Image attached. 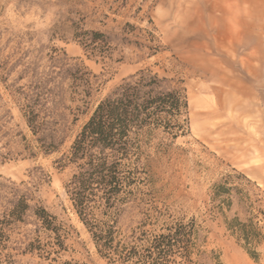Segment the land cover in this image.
Listing matches in <instances>:
<instances>
[{
    "label": "rangeland",
    "instance_id": "1",
    "mask_svg": "<svg viewBox=\"0 0 264 264\" xmlns=\"http://www.w3.org/2000/svg\"><path fill=\"white\" fill-rule=\"evenodd\" d=\"M142 71L181 91L188 114L185 132L145 146L153 181L123 236L194 219L193 264H264V0H0V264H113L67 195L68 156L98 104ZM20 199L29 209L13 221ZM39 208L68 232L63 248ZM235 218L255 242L228 230Z\"/></svg>",
    "mask_w": 264,
    "mask_h": 264
},
{
    "label": "trees",
    "instance_id": "2",
    "mask_svg": "<svg viewBox=\"0 0 264 264\" xmlns=\"http://www.w3.org/2000/svg\"><path fill=\"white\" fill-rule=\"evenodd\" d=\"M161 83L158 76L142 71L117 86L98 104L68 156L75 172L66 186L67 195L98 253L113 264H173L177 258L193 264L191 256L199 238L194 219L168 225L150 236L146 231L137 236L133 229L126 237L119 227L128 209L139 207L142 187L153 181L152 160L145 146L159 130L173 137L185 132L180 121L185 117L187 122V99L179 90H164ZM28 123L32 126L33 119ZM215 188L217 197L232 191L225 183ZM223 203L230 206L231 200ZM28 209L26 200L20 199L8 216L22 221ZM34 215L63 248L62 238L68 232L57 217L44 208L35 210ZM228 230L246 246L259 235L252 222L243 223L239 218L228 224ZM28 250L44 251L41 244H30Z\"/></svg>",
    "mask_w": 264,
    "mask_h": 264
}]
</instances>
